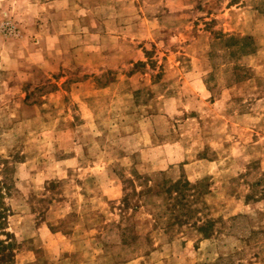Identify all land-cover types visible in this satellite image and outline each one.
<instances>
[{
	"label": "rangeland",
	"instance_id": "374dc122",
	"mask_svg": "<svg viewBox=\"0 0 264 264\" xmlns=\"http://www.w3.org/2000/svg\"><path fill=\"white\" fill-rule=\"evenodd\" d=\"M0 181L7 264H264V0H0Z\"/></svg>",
	"mask_w": 264,
	"mask_h": 264
},
{
	"label": "trees",
	"instance_id": "16d2710c",
	"mask_svg": "<svg viewBox=\"0 0 264 264\" xmlns=\"http://www.w3.org/2000/svg\"><path fill=\"white\" fill-rule=\"evenodd\" d=\"M7 188L6 183H3L0 181V264H7L10 261H12V257L14 256V235L9 233L7 231V225H9L8 222V216L7 209L9 210L11 214V209L4 207V199H5V193L3 192V189ZM6 235L9 240L2 239L1 236Z\"/></svg>",
	"mask_w": 264,
	"mask_h": 264
}]
</instances>
